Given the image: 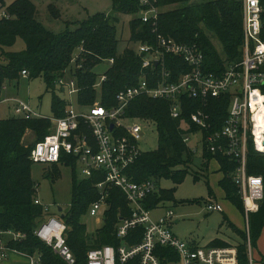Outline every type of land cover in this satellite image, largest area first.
Masks as SVG:
<instances>
[{
	"label": "trees",
	"instance_id": "16d2710c",
	"mask_svg": "<svg viewBox=\"0 0 264 264\" xmlns=\"http://www.w3.org/2000/svg\"><path fill=\"white\" fill-rule=\"evenodd\" d=\"M6 0H0L10 18H0V86L5 80L19 79L21 71L28 72V79H41L46 92L54 90V82L69 72L80 89L77 94L79 105H92L97 100L93 86L97 75L93 69L108 59L114 63L105 71L106 80L101 86V104L105 107L115 105L116 94L139 81L140 58L133 49L117 53L118 38L117 19L107 14H96L78 23L76 29L66 28L54 34L46 30L37 21L36 7L30 0H14L6 6ZM113 12L133 16L129 22L132 44L139 42L154 43L153 34L147 24L142 23L136 14L139 12V0H111ZM264 7V0H261ZM174 5L180 8L162 11ZM159 15V32L177 42L196 43L204 54V67L208 72L223 69L224 64L241 59L242 46V9L235 0H157ZM54 11V8H50ZM261 38L264 40V12L262 14ZM210 34L218 43L216 48ZM25 43L20 52H5V48L14 46L17 38ZM166 68L171 72V81L175 82L181 72L188 70L185 63L176 57L166 56ZM181 119L189 121L190 114L199 107V102L183 99ZM66 103L53 93L51 113L56 118L64 116ZM229 108V96L209 99L205 112L209 115L211 131H215L224 123ZM127 116L142 120H150L156 126L158 147L153 152H144L129 169V176L136 183L147 180L154 182L158 191L145 201L148 209H155L167 201L173 200L171 191L161 190L159 181L170 179L178 184L192 169L196 156L182 141V132L178 121L169 116V104L162 100H151L146 97L135 99L127 110ZM48 119H20L9 117L0 120V241L8 231L21 233L24 238L10 240L6 247L27 256H38L40 264H65L52 250L34 235L37 224L44 218L41 205L34 204L36 199L35 184L31 180L32 162L29 160L33 146L25 147L21 139L27 130L35 131L37 142L49 134ZM195 131L196 128H192ZM219 165L218 172L222 177L219 186L224 198L243 216L244 209L233 175L238 163L228 157L211 155L203 151L200 165L204 171L211 161ZM61 165L71 166L72 188L71 201L60 219L66 226L65 239L68 248L78 263L83 264L87 252L95 247L112 245L120 242L115 237V226L120 217L129 214L124 195L115 188L109 192L108 208L104 214L102 227L93 238L86 233L81 218L86 215L88 207L98 198L94 184L97 178L77 181L76 164L68 160ZM246 174L261 177L264 185V155L256 153L251 147L247 150ZM47 177L60 176L57 166L48 169ZM194 179H198L193 173ZM264 188V187H263ZM248 234L251 249L256 247L258 238L264 227V198L259 209L248 215ZM230 227L233 228L232 225ZM234 229V228H233ZM238 232V231H237ZM241 242L236 244L238 264H249L247 238L240 233ZM211 246L227 247L221 240H215ZM162 252H169L160 248ZM162 257V256H161ZM264 264V255L261 257ZM162 264L166 262L161 260Z\"/></svg>",
	"mask_w": 264,
	"mask_h": 264
},
{
	"label": "built area",
	"instance_id": "2783aa9c",
	"mask_svg": "<svg viewBox=\"0 0 264 264\" xmlns=\"http://www.w3.org/2000/svg\"><path fill=\"white\" fill-rule=\"evenodd\" d=\"M235 1L242 9L241 59L224 64L222 70L206 71L204 54L196 43H180L161 34L158 29L161 11L156 6L157 0H139V12L135 17L148 25L154 43L139 42L137 49H133L141 61L136 85L120 90L115 96V105L105 107L99 100L92 105H79L77 94L80 89L74 78L63 76L54 82V87L65 95L62 98L66 102L64 116L50 118V132L33 146L29 160L51 168L71 159L81 166L84 179H99L93 186L98 198L86 213L91 217L100 216L99 221L104 220L112 188L124 195L129 208V214L120 217L115 226V237L120 244L90 249L83 264H162L161 260L166 264H238L235 246L199 247L176 237L171 226L178 220L174 219L172 211H167L157 221L152 220L151 212L164 208L163 205L155 209L145 206L147 198L158 191L156 184L150 180L136 183L128 174L144 153L140 149V124L147 122L127 116L130 104L139 97L168 102L169 116L178 121L182 141L195 156L199 150L201 157L205 150L213 156L228 157L238 163L233 181L243 203L251 264L248 215L258 211L264 198V185L261 177L247 175L245 166L249 147L264 155V40L261 38L264 7L261 0ZM0 18H10L1 3ZM166 56L181 59L188 68L175 82L171 81V72L166 68ZM107 63L110 67L114 60L108 59ZM20 77L28 78V72L21 71ZM105 80V73L97 77L93 86L96 92L101 91ZM3 90L1 85L0 104L12 103L14 117L44 119L29 104L2 98ZM225 95L229 96L227 117L221 128L211 131L205 107L209 99ZM185 98L199 102L189 121L181 119ZM192 128L196 130L192 131ZM193 135H199V140L189 145ZM34 204L40 205L37 199ZM43 210L46 213L44 207ZM206 210L215 212L221 208L210 203ZM65 232L66 226L61 219L50 216L42 220L33 233L65 264H80L66 244ZM4 235L10 236L12 241L24 238L23 234L12 231ZM160 248L169 252H162ZM7 250L0 246V259L6 257ZM29 257L31 264H40L39 257Z\"/></svg>",
	"mask_w": 264,
	"mask_h": 264
},
{
	"label": "rangeland",
	"instance_id": "374dc122",
	"mask_svg": "<svg viewBox=\"0 0 264 264\" xmlns=\"http://www.w3.org/2000/svg\"><path fill=\"white\" fill-rule=\"evenodd\" d=\"M14 0H6V6H9ZM36 7V19L43 28L51 33L58 34L66 28L70 30L76 29L79 22L96 14H107L111 19L116 18V31L118 38L117 53L120 55L126 49H137V44L129 41L130 30L129 22L133 18L130 15H124L113 12L111 0H30ZM54 8V11L50 8ZM181 5H174L162 9L168 11L180 8ZM216 48L219 49L218 43L208 33ZM25 49V43L21 38H17L14 46L5 48V52H20ZM4 61L0 60V64ZM109 67L107 61L98 64L93 72L99 76L103 74ZM65 79L72 78L69 72L64 75ZM76 81V80H75ZM2 98L18 99L30 105L32 110L36 111L45 118H50L51 99L53 93L60 98L65 97L63 93L55 86L53 92H46L45 83L41 79H10L3 83ZM97 100L100 101L101 91L96 92ZM78 102V101H77ZM88 111V109L86 110ZM12 103L0 104V120L13 116ZM142 120V119H141ZM147 123H141L140 149L144 152H153L158 147V138L156 126L150 120H144ZM50 127L52 123L49 121ZM153 124V125H152ZM37 135L35 131H25L21 143L23 146H33L37 143ZM195 140H199V135H193L189 145L194 144ZM200 154L196 155L194 165L189 174H186L182 181L178 184L170 179H161L159 188L161 190L171 191L173 200L163 204L164 208H159L151 212L153 221L163 218L167 211L173 212L174 219L178 220L171 226V231L180 240L190 245L199 247H210L215 240H221L235 246L241 242L240 233H245L246 223L244 216L223 197V191L219 186L221 175L218 172L219 165L216 161H211L204 171L200 165ZM49 165L32 164L31 180L35 184L36 199L39 204L46 209L44 220L46 217H60L61 213L68 208L71 201L72 174L71 166H58L60 176L47 177ZM193 173L197 174L198 179H194ZM47 174V175H46ZM75 177L77 181L84 179L81 173V166L76 165ZM209 202L217 204L221 211L208 212L206 206ZM99 217H91L88 214L81 218V224L86 228V233L93 238L96 232L102 227L103 222L99 221ZM41 220V221H42ZM40 221V222H41ZM99 221V222H97ZM39 222V223H40ZM37 224V226L39 225ZM230 225L233 226L230 227ZM36 226V227H37ZM238 231V232H237ZM10 236L4 235L0 246L7 248L6 244L11 239ZM214 247V246H213ZM12 250H7V256H12ZM264 255V227L258 238L256 247L251 249V264H261V257ZM38 257V256H34ZM0 264H7L5 260H0Z\"/></svg>",
	"mask_w": 264,
	"mask_h": 264
},
{
	"label": "crops",
	"instance_id": "0c3cea01",
	"mask_svg": "<svg viewBox=\"0 0 264 264\" xmlns=\"http://www.w3.org/2000/svg\"><path fill=\"white\" fill-rule=\"evenodd\" d=\"M105 73V72H104ZM103 73V74H104ZM61 91V93H63L62 92V90H60ZM62 99V98H61ZM66 103V102H65ZM32 109V108H31ZM34 111V110H33ZM36 112V111H35ZM13 113V112H12ZM37 113V112H36ZM39 114V113H38ZM42 116V115H41ZM50 118H54V116H52L51 115V117ZM50 118H45L44 117V119H48V120H50ZM7 119V118H6ZM61 166V165H60ZM58 167V166H57ZM47 171H49V170H47ZM47 175V174H46ZM220 175H221V173H220ZM48 176V175H47ZM221 177H222V175H221ZM223 197H224V194H223ZM225 199V198H224ZM210 203H212V204H214L213 202H209L208 204H210ZM244 219H245V217H244ZM245 223H246V220H245ZM230 246V245H229ZM11 253H12V256H7V253H6V257L5 258H2V259H0V260H5V263H7V264H31V258L29 257V256H27V255H25V254H22V253H19V252H16V251H11Z\"/></svg>",
	"mask_w": 264,
	"mask_h": 264
},
{
	"label": "water",
	"instance_id": "95a60500",
	"mask_svg": "<svg viewBox=\"0 0 264 264\" xmlns=\"http://www.w3.org/2000/svg\"><path fill=\"white\" fill-rule=\"evenodd\" d=\"M157 63H155V65H156ZM111 128H112V126H111ZM58 212L59 213H61L62 212V209L61 208H58Z\"/></svg>",
	"mask_w": 264,
	"mask_h": 264
},
{
	"label": "bare ground",
	"instance_id": "6f19581e",
	"mask_svg": "<svg viewBox=\"0 0 264 264\" xmlns=\"http://www.w3.org/2000/svg\"><path fill=\"white\" fill-rule=\"evenodd\" d=\"M264 128V127H263Z\"/></svg>",
	"mask_w": 264,
	"mask_h": 264
}]
</instances>
